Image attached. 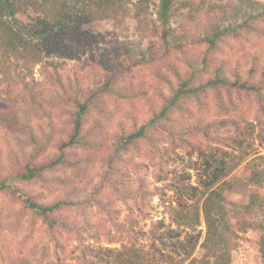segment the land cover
<instances>
[{
  "label": "rangeland",
  "instance_id": "rangeland-1",
  "mask_svg": "<svg viewBox=\"0 0 264 264\" xmlns=\"http://www.w3.org/2000/svg\"><path fill=\"white\" fill-rule=\"evenodd\" d=\"M123 1L130 13L123 24L103 20L89 26L101 41L92 53L68 61L66 75L73 85L75 78L79 80V87H66V93L79 89V95L87 96L105 83L109 74L95 68L101 57L114 66L117 58L139 49L155 47L162 55L164 43L156 16L159 0H148L145 17L140 18L133 16L132 3L137 0ZM244 10L242 0H176L168 26L171 41H181L186 57L199 63L206 51L199 39L215 22L223 27L240 23ZM255 25L250 31L226 36L217 52L210 58L206 55L212 61L208 70L197 74L188 86L196 91L170 106L164 116H160L161 109L189 71L182 63L184 55L173 51L164 59L121 72L110 94L93 100L84 120L82 143L66 150V165L47 173L45 183L23 186L41 202L79 198V206L56 213L74 228L68 233L58 227L48 232L40 219L19 212L22 204L18 198L0 193V264L26 255L29 247H35L37 253L45 247L46 262L51 264H199L191 262L204 256L200 247L205 232L200 185L204 160L199 151L207 154L208 150L222 152L225 180L232 185L225 192L232 226L231 263L264 264L258 249L262 230L238 226L243 218L264 227L260 212L244 211L252 194L264 199V184L247 180L252 159L264 167V60L253 77L244 78L254 85L252 91L204 86L222 60L245 67L254 55L264 58V23ZM90 55L95 62L88 60ZM38 72L36 67L35 79L41 81ZM19 89L8 103L0 99V164L5 170L14 168V160L20 157L22 138L7 128L1 116L16 105L17 99L12 97ZM35 91L41 94L43 106L33 108L40 109L33 113L36 134L46 144L47 153L54 154L56 145L71 130L72 106L60 103L64 91L56 87H37ZM24 147L25 153L31 149ZM169 231L179 237L168 238ZM190 234L201 237L191 259L179 249H164L158 240L161 235L171 244ZM105 248L112 252H104ZM158 249L160 254L154 251Z\"/></svg>",
  "mask_w": 264,
  "mask_h": 264
},
{
  "label": "trees",
  "instance_id": "trees-1",
  "mask_svg": "<svg viewBox=\"0 0 264 264\" xmlns=\"http://www.w3.org/2000/svg\"><path fill=\"white\" fill-rule=\"evenodd\" d=\"M147 1L137 0L132 3L135 18L145 17ZM242 2L245 10L242 12L243 19L240 23L223 27L215 22L199 39L198 42L206 46V51L204 57L197 63L186 57L181 41H171L172 31L168 26L174 15L176 0H159L156 16L159 22L160 39L164 43L163 50L160 52L162 55H158L155 47H148L145 51L139 49L136 53L126 52L123 59L117 58L114 66L101 57L95 68L108 73L109 76L103 85H98L99 88L96 91H91L84 96L79 95V89L70 94L65 92L66 87H79V80L75 78L76 84L73 85L71 78L66 75L67 63L81 57L82 54L86 55L87 51L92 53L95 46L99 44V40L101 41V36L93 33L89 28L90 25L103 20H110L117 24L125 22L130 14L125 2L123 0H0V99L8 103L10 96L20 87L18 95L15 94L12 97L17 99L16 105L12 110L4 112L1 118L7 128H12L13 132H17L19 138H22L18 150L20 157L14 160V168L5 170L0 164V193L18 198L22 204V210L20 209L19 212L27 211L33 217L40 219L48 232L52 233L57 227L67 233L71 232L74 225L60 219L56 213L72 206H79V198L74 201L66 198L41 202L29 191L24 190L23 186L31 182L45 183L48 180L47 173L66 165V150L82 143L84 120L91 110L93 100L99 96L109 95L110 87L121 72L152 62L157 58L164 59L176 51L184 55L182 63L189 71L187 76L179 82L178 87L173 90L169 103L161 109L160 116L166 115L170 106H175L183 98L195 92V89L188 88L189 83L196 78L197 74L208 70L209 63L212 61L209 62L210 59L207 56L210 58L211 53L219 50V45L224 38L231 34H239L240 31H250L256 26L255 24L264 23V3L260 0H242ZM252 57L247 59L250 61L247 67H240V65L236 67L228 60H222L214 72V77L204 86L254 90V85L249 84L244 78L253 77L259 71L264 58L257 55ZM93 59L90 55L88 60L93 61ZM127 62L131 63L126 65ZM88 66L92 67V63L88 62ZM36 67H38L41 81L35 79ZM175 76L180 77V73L176 72ZM37 87H56L64 91V99H60V103L65 102L72 106L71 130L66 139H62L56 145L57 153L54 154L47 153L46 144L36 134L35 129L38 125L33 113L36 114V111L43 108L41 94L35 91ZM36 106L40 109L34 110ZM36 117L39 118V115ZM146 128L148 124L143 125L134 137L140 136ZM24 146H30V151L25 153ZM199 152L204 160L200 181L204 190L202 218L205 232L200 243L204 256L200 261L191 259L195 247L200 242L199 234L186 235L183 240L171 244L163 241L164 238L161 235L158 240L164 249L172 251L179 249L185 254L186 259H191L192 263L232 264L230 257L232 226L228 222V211L225 207V192L230 191L232 185L225 180L227 174L225 157L222 152L219 155L212 150H208L207 154L205 151ZM252 160L247 166V180L252 184L262 185L264 184V167ZM253 210L260 212L264 220V199L258 194H252L247 205L244 206L245 214ZM19 215L23 216L21 213ZM194 222H198L197 215L194 216ZM238 226L241 230H262L258 249L264 260L263 224L242 218ZM162 228L160 223L159 229ZM166 235L168 238L179 237V233L172 235L170 231ZM30 236L28 235L29 238ZM76 238L79 242V238ZM44 248L37 253L35 247H29L26 255L14 257L10 264H51L46 262ZM154 251L160 254L159 249ZM104 252L112 251L105 248ZM56 257L58 258L57 253Z\"/></svg>",
  "mask_w": 264,
  "mask_h": 264
}]
</instances>
